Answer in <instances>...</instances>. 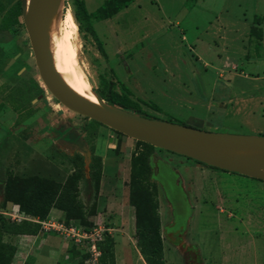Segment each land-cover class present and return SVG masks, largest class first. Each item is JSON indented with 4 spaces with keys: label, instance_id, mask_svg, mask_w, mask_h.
I'll use <instances>...</instances> for the list:
<instances>
[{
    "label": "rangeland",
    "instance_id": "rangeland-1",
    "mask_svg": "<svg viewBox=\"0 0 264 264\" xmlns=\"http://www.w3.org/2000/svg\"><path fill=\"white\" fill-rule=\"evenodd\" d=\"M17 1L0 0V24ZM105 1L85 0L103 53L76 21L72 0H64L59 12L63 34L75 50L71 65L90 90L100 91L102 81L114 82L115 92H129L159 120L264 137V0H134L102 20L97 12ZM0 66H5L0 73L1 177L63 183L72 166L62 154L83 155L86 180L79 194L87 211L94 208L89 221L108 229L118 264H144L129 203L136 141L123 134L111 139V129L69 111L51 95L22 18L0 31ZM72 131L74 143L63 141L61 134ZM152 164L165 264H264L261 181L161 149ZM225 191L237 196H221ZM173 205L179 208L175 216ZM50 216L65 221L60 211ZM39 235L5 238L17 248L13 261L54 264L66 255L71 264H93L87 241L76 244L54 232Z\"/></svg>",
    "mask_w": 264,
    "mask_h": 264
},
{
    "label": "trees",
    "instance_id": "trees-1",
    "mask_svg": "<svg viewBox=\"0 0 264 264\" xmlns=\"http://www.w3.org/2000/svg\"><path fill=\"white\" fill-rule=\"evenodd\" d=\"M133 1L106 0L103 7L98 10L97 15L102 20L111 18L122 9L127 8ZM72 2L75 8L74 17L76 21L92 35L99 50L103 53L102 43L92 25V14L88 12L85 0H72ZM21 18L22 6L21 0H18L5 12L0 24V31L9 30L13 23ZM4 67L0 66V73L4 71ZM102 85V89L98 92L101 99L107 104L137 113L142 117L158 119L144 112L140 103L133 100L130 93L126 92L127 90L125 91L126 94L115 92L114 82L102 81ZM91 121L103 126L96 121ZM136 146L137 148L130 159L129 180V203L134 208L135 213L136 245L146 264H165L158 188L156 183L152 181V158L157 148L139 141H136ZM62 156L72 166L71 173L63 183L38 176L19 178L9 175L3 178L0 174V198L2 201L0 209H6L9 204H13L19 207L21 213L40 221L46 220L51 211L56 209L62 213L67 225L85 229L92 228L93 223L89 220L95 215L94 208L87 211L79 194V184L81 181L86 180L85 159L79 153L72 156L62 154ZM95 160L97 161L98 158H95ZM202 165L214 170L224 171L205 164ZM95 174H93L95 180L99 181V171H96ZM41 232L42 226L38 222L12 221L0 212V264H12L17 249L14 244L6 242L5 238L38 236ZM98 248L101 252L98 264H116L115 242L108 232L105 233L104 239L98 242Z\"/></svg>",
    "mask_w": 264,
    "mask_h": 264
},
{
    "label": "water",
    "instance_id": "water-1",
    "mask_svg": "<svg viewBox=\"0 0 264 264\" xmlns=\"http://www.w3.org/2000/svg\"><path fill=\"white\" fill-rule=\"evenodd\" d=\"M64 0H21L22 20L35 64L46 89L69 111L111 129L112 138L123 134L190 158L210 167L264 182V137L207 132L184 125L142 117L107 104L99 92L97 103L75 94L61 79L50 50V27ZM15 59L11 60V64Z\"/></svg>",
    "mask_w": 264,
    "mask_h": 264
},
{
    "label": "bare ground",
    "instance_id": "bare-ground-1",
    "mask_svg": "<svg viewBox=\"0 0 264 264\" xmlns=\"http://www.w3.org/2000/svg\"><path fill=\"white\" fill-rule=\"evenodd\" d=\"M62 14V13H61ZM63 20L59 15L54 18L49 32L50 50L53 58L55 70L63 82L80 97L97 103L94 91L90 90L83 75L73 67L75 50L71 46L67 36L63 34Z\"/></svg>",
    "mask_w": 264,
    "mask_h": 264
},
{
    "label": "built area",
    "instance_id": "built-area-1",
    "mask_svg": "<svg viewBox=\"0 0 264 264\" xmlns=\"http://www.w3.org/2000/svg\"><path fill=\"white\" fill-rule=\"evenodd\" d=\"M1 213L10 218L12 221L16 222L23 220L38 222L42 226V231L58 233L68 239H72L76 244L87 241L89 245L88 250L91 254L90 260L93 264H98L99 257L101 255V252L98 248V242L104 239L105 233L108 232V229H104L97 225L90 229H85L83 227L74 225H67L64 220L62 221L60 218L54 216H49V218L46 220L40 221L21 213L19 207L16 205H14L12 209L8 208L7 206L6 209Z\"/></svg>",
    "mask_w": 264,
    "mask_h": 264
},
{
    "label": "crops",
    "instance_id": "crops-1",
    "mask_svg": "<svg viewBox=\"0 0 264 264\" xmlns=\"http://www.w3.org/2000/svg\"><path fill=\"white\" fill-rule=\"evenodd\" d=\"M199 166V165H198ZM201 167V166H200ZM198 168V167H197ZM199 169V168H198ZM200 169H202V173L203 174H205V175H207V176H209V177H212L213 179H215V180H219V179H222V178H220V176L217 174V172H215V171H209V170H206V169H203V168H200ZM225 173H227L228 175L229 174H231L232 172H225ZM234 174H236V173H234ZM179 183H180V181H179ZM191 183V185L192 186H195V180L193 181H191L190 182ZM263 183V185H264V182H262ZM181 184V183H180ZM220 195L221 196H237V194L236 193H231V192H223V193H220ZM13 206L14 205H12V204H9L8 205V208H13ZM56 209H53L52 211H51V213H53L54 211H55ZM58 212H59V210H57ZM40 235H38V236H23V237H35V238H37V237H39ZM115 251H116V245H115ZM138 252H139V250H138ZM116 253V252H115ZM140 253V252H139ZM141 255V254H140ZM143 258V257H142ZM116 260V259H115ZM26 260H24V263L23 264H35L33 261V258H29L28 259V261L27 262H25ZM56 261V260H55ZM69 261H71V259L70 258H68V257H66V255L64 256V258L63 259H61L60 261H56V262H54V264H71V262H69ZM20 262H18L17 263V261H13L12 262V264H19ZM21 264H22V262H21ZM116 264H118V262H117V260H116ZM144 264H146L145 263V261H144Z\"/></svg>",
    "mask_w": 264,
    "mask_h": 264
},
{
    "label": "flooded vegetation",
    "instance_id": "flooded-vegetation-1",
    "mask_svg": "<svg viewBox=\"0 0 264 264\" xmlns=\"http://www.w3.org/2000/svg\"><path fill=\"white\" fill-rule=\"evenodd\" d=\"M73 134H74L73 131L72 132H63L61 134V136L63 137V141H65L67 143L68 142L74 143V141H72V139H73V136H75V134L74 135ZM75 144H77V143H75ZM153 169H154V167H153ZM173 207H174V216H175V215H177L179 208H178V206L176 207V205H173Z\"/></svg>",
    "mask_w": 264,
    "mask_h": 264
}]
</instances>
